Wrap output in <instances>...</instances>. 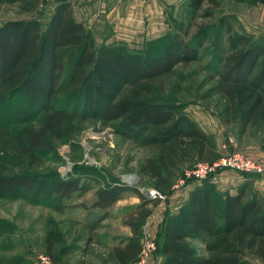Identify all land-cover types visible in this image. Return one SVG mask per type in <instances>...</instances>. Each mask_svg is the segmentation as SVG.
Instances as JSON below:
<instances>
[{
  "label": "trees",
  "instance_id": "16d2710c",
  "mask_svg": "<svg viewBox=\"0 0 264 264\" xmlns=\"http://www.w3.org/2000/svg\"><path fill=\"white\" fill-rule=\"evenodd\" d=\"M41 1L0 4L16 3L21 12H31ZM220 4L186 0L192 18L198 12L211 17ZM188 28L183 35L164 33L146 51L123 43L97 44L91 29L74 17L72 0H55L44 27L35 18L2 23L0 154L9 153L19 170H0V196L33 193L43 183L33 169L52 151L53 141L68 140L78 131V122L89 119L114 124L116 133L138 146H153L154 154L139 163L137 172L169 195L187 168L220 155L211 135L166 94L164 84L177 65L206 52V40L214 46L209 78L216 79L206 97H215L222 122L236 123L240 133L264 124V36L237 28L235 17L226 14L214 24L197 25L189 39ZM156 49L157 55L147 57ZM241 175L234 192L203 179L191 186L176 211H165L158 225V264H264V192L253 186L257 174ZM83 186L81 178L71 177L55 178L50 188L61 201ZM130 188L139 202L126 213L131 234L111 248L109 261L114 264L137 260L143 226L159 203ZM128 189L121 183L99 187L93 205L110 206ZM47 240L45 251L59 264L55 241L50 236Z\"/></svg>",
  "mask_w": 264,
  "mask_h": 264
},
{
  "label": "rangeland",
  "instance_id": "374dc122",
  "mask_svg": "<svg viewBox=\"0 0 264 264\" xmlns=\"http://www.w3.org/2000/svg\"><path fill=\"white\" fill-rule=\"evenodd\" d=\"M54 2L55 0H42L31 12H21L16 3L0 4V25L10 20L35 18L44 27ZM72 2L74 17L86 19V26L89 25L97 44L103 43L114 32V26H118L120 34L124 35L121 24L124 25L129 19L138 20L142 15V19L147 21L156 22L160 19L156 24L163 27L161 31H157L158 27L154 31L160 35L143 40L142 43L136 39L131 41L132 46L125 42H116L126 44L125 48L133 51H146V48L149 50L150 43L157 37L167 32L183 35V29L188 27L186 38L189 39L197 25L214 24L224 11L220 6L212 11L211 17H202L201 12H198L192 18L186 8V0ZM255 35L264 36V32L260 31ZM203 48L206 52L202 51L198 60L177 65L176 72L164 78L166 94L172 100L179 101L184 111L211 135L219 154L232 150L241 151L257 164L264 166V124L248 127L245 132L240 133L236 123L228 125L222 122L214 107L215 97H206L207 91H210L209 88L216 80L209 78L207 67L214 51L212 40H206ZM157 52V49L150 50L147 57L151 58ZM77 128L76 134L68 140H54L52 151L33 169L42 175L43 182L33 193L0 196V264H35L41 253L48 255L45 251L48 236L55 241L53 250L60 260L59 264H114L109 261L111 248L120 238L131 234L125 223L126 213L139 202L131 188L127 186L129 189L123 193L121 199L107 207L93 205L96 191L99 187L123 184L125 180L132 179L136 182L132 189L136 188L141 193L138 187L149 186L151 181L140 175L137 168L146 156L154 154L155 148L138 146L116 133L114 124L111 123L104 125L101 121L89 119L78 122ZM0 170L18 171L17 160L9 153L0 154ZM226 170L217 174L222 172L220 177H225L234 185L221 189L234 192L243 179L235 181V171ZM71 177L81 178L83 188L69 198L61 201L55 199L50 188L52 181L55 178L67 180ZM261 181H264V174H257L253 186L256 187ZM214 182L218 185V182ZM186 185L187 183L183 184ZM166 200L167 195L158 201L163 207ZM165 206V211L174 212L173 207H169L167 203ZM159 230L157 227L154 235L143 237L142 241H152L155 246L147 264H158L162 260L156 250V243L158 244L160 238ZM194 244L202 247L199 243Z\"/></svg>",
  "mask_w": 264,
  "mask_h": 264
},
{
  "label": "crops",
  "instance_id": "0c3cea01",
  "mask_svg": "<svg viewBox=\"0 0 264 264\" xmlns=\"http://www.w3.org/2000/svg\"><path fill=\"white\" fill-rule=\"evenodd\" d=\"M220 6L222 7V9L224 8L222 14L231 15L235 17V26L237 28L243 29L253 34H256L260 31L264 32V1L221 0ZM143 17H144L143 15L140 16L138 20L129 19L128 21H125L124 25L122 23L121 25L122 27H124L123 28V33H125L124 35L120 34L119 29H117L118 26L116 27L114 26V32L112 34H109V36H107L104 39V42L116 43L117 41L118 42L120 41L130 45L131 41H134L136 39L138 40L139 43H142L143 40H147L155 35H160L158 34L159 32L157 34H155L156 32H154L155 28L158 27L157 31H161L163 27V25L156 24L157 22H159L160 19H157L156 22H152L150 20L148 21L143 20L142 19ZM76 20L82 22L85 26L87 24L85 18L84 19L76 18ZM87 26L86 27L89 28V25ZM222 172L217 174L216 177L213 178V181L218 182L220 189L221 188L227 189L229 185H234V184L233 183L230 184L231 182L229 183L225 177L222 176L220 177V175H222ZM235 173L237 177H235L234 180L238 182L241 181L243 179V176L237 172ZM261 183L264 184V181H261ZM261 183L257 185L256 188L264 192V186ZM180 186L176 188L174 187L172 192L169 195H167L166 203L169 207H173L174 211H176L179 205L187 198L188 191L191 188V186L189 187L188 185L186 186L180 185ZM165 204L162 207L161 206L162 203H158L156 206H154L155 209L154 210L152 209V213L149 215L145 225L143 226V233L145 237L155 234V231L163 218V214L166 208Z\"/></svg>",
  "mask_w": 264,
  "mask_h": 264
},
{
  "label": "built area",
  "instance_id": "2783aa9c",
  "mask_svg": "<svg viewBox=\"0 0 264 264\" xmlns=\"http://www.w3.org/2000/svg\"><path fill=\"white\" fill-rule=\"evenodd\" d=\"M226 169L233 170L238 173H254V174H264V166L257 164L248 155L241 151L232 150L220 154L217 158L212 160H200L195 162L191 167L184 171V176L178 180V183L174 187H178L187 181V185L193 186L199 183L203 179L211 178L217 174L219 171H224ZM124 185L132 187L136 185L135 180H125ZM141 193L150 200H160L165 198V194L158 190L156 187L149 185L138 187ZM155 246L152 241H142V250L137 258L132 264H147L149 255L154 250ZM35 264H54L51 258L41 253L38 256V260Z\"/></svg>",
  "mask_w": 264,
  "mask_h": 264
}]
</instances>
